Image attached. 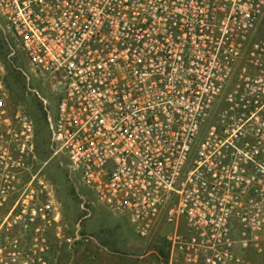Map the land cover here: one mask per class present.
Masks as SVG:
<instances>
[{
  "label": "built area",
  "instance_id": "2783aa9c",
  "mask_svg": "<svg viewBox=\"0 0 264 264\" xmlns=\"http://www.w3.org/2000/svg\"><path fill=\"white\" fill-rule=\"evenodd\" d=\"M31 70L60 93L42 156L0 100V264H46L61 205L161 234L170 264H253L264 236V0H0ZM82 188V187H81ZM164 229L161 233V229Z\"/></svg>",
  "mask_w": 264,
  "mask_h": 264
},
{
  "label": "rangeland",
  "instance_id": "374dc122",
  "mask_svg": "<svg viewBox=\"0 0 264 264\" xmlns=\"http://www.w3.org/2000/svg\"><path fill=\"white\" fill-rule=\"evenodd\" d=\"M261 27L262 37L264 19ZM37 92L48 101L50 112L55 113L60 93L54 91L43 76L31 70L25 52L0 13V100H4L10 110L21 108L34 117L40 150L45 156L49 115ZM44 172L51 177L61 205L59 227L54 226L49 231L46 264H170L169 250L161 234L147 242L136 234L125 214L111 212L104 206L89 205V211L82 209L83 189L87 188L81 181L78 185L67 176L57 158L48 160ZM249 258L253 264H264V242L262 251H251Z\"/></svg>",
  "mask_w": 264,
  "mask_h": 264
},
{
  "label": "trees",
  "instance_id": "16d2710c",
  "mask_svg": "<svg viewBox=\"0 0 264 264\" xmlns=\"http://www.w3.org/2000/svg\"><path fill=\"white\" fill-rule=\"evenodd\" d=\"M36 129H37V127H36ZM37 135H39V133H38V129H37ZM46 136H47V133H46ZM38 139H39V136H38ZM46 142H47V139L45 140ZM39 142H40V139H39ZM43 156V155H42Z\"/></svg>",
  "mask_w": 264,
  "mask_h": 264
}]
</instances>
